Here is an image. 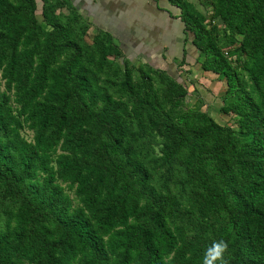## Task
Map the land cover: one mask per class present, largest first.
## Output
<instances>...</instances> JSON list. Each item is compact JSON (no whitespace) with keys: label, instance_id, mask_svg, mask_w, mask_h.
Instances as JSON below:
<instances>
[{"label":"trees","instance_id":"obj_1","mask_svg":"<svg viewBox=\"0 0 264 264\" xmlns=\"http://www.w3.org/2000/svg\"><path fill=\"white\" fill-rule=\"evenodd\" d=\"M54 1L41 0L38 25L35 0L25 6L0 0V65L8 84L22 66L23 94L14 113L0 93V264H165L171 254L170 264H200L205 248L220 238L230 244V264H264V0L207 4L228 46L241 36L227 51L218 24L205 22L189 0H168L179 9L184 40L192 34L202 70L225 80L230 93L221 111L236 115L238 125L234 131L202 113L172 127L178 146L169 147L167 158L182 149L186 166L197 163L191 176L201 187L192 197L194 235L181 238L169 223V215H183L179 202L152 183L126 137V106L97 90L92 55L72 22L55 13ZM42 49L46 57L39 56L33 74L32 57ZM118 85L122 95L132 91L127 67ZM145 91L152 106L146 81ZM24 114L33 120V141L20 136ZM72 135L81 151L56 154ZM86 209L95 211L97 224ZM213 213L222 220L218 228L207 219Z\"/></svg>","mask_w":264,"mask_h":264},{"label":"rangeland","instance_id":"obj_2","mask_svg":"<svg viewBox=\"0 0 264 264\" xmlns=\"http://www.w3.org/2000/svg\"><path fill=\"white\" fill-rule=\"evenodd\" d=\"M9 1L17 5L25 6L27 4V0ZM35 1L34 17L37 24L41 25L43 24L42 2L41 0ZM189 1L195 9L205 15V22L208 23L211 20L212 23L219 25L220 43L224 51L238 45L241 36L236 35L237 42L228 46L221 34L223 26L220 19L213 20L210 17L211 8L207 4L212 0ZM54 2L57 5L55 13L62 21L72 22L75 38L82 43L85 53L88 56L92 55L90 68L96 77L95 87L97 90L107 93L116 101H122L126 106V113L123 114L126 137L136 156L149 169L152 183L158 190L172 194L179 202L178 209L183 212V215L182 217L169 215L171 227L179 238L184 235H194L189 218L195 221L198 216L197 212L191 209L194 204L192 197L197 196V192L201 189L191 176V171L197 166V163L186 166L182 149L174 158L168 160L166 151L169 147L171 149L178 146V140L172 132V127H183L182 120L190 124L194 120H198L202 113L220 125L228 126L234 131L238 129L237 116L231 112L221 111L224 98L230 93L225 92L226 82L222 75L202 70L200 67L202 55L195 47H191L192 34H188L187 39L184 40L183 30L179 28V24H172L170 28H167L165 19H162L161 31L166 39L164 43L169 41L170 44L167 42L164 46L158 45L156 49L145 51V46L136 45L139 38L136 30L132 31L134 34L132 36L128 34V31L102 29L107 26L110 29V25L116 24V20L110 14L102 12L92 14V0H56ZM170 15L172 16L171 13ZM24 16L28 20L27 15ZM117 22L118 27L125 26L121 25V21L117 20ZM28 23L31 25V21L28 20ZM146 28H150V26ZM100 29L109 32L110 36L99 32ZM143 30L141 33L148 31L149 39L146 42L152 41L155 37L154 31ZM160 43L162 42L160 41ZM180 46L185 48L184 59ZM20 49L26 48L21 46ZM42 50L32 57L33 74L38 71L39 56L46 57L44 53L46 51ZM229 58L232 64L236 63L235 55ZM100 64H102L101 68H99ZM125 67L131 73L132 91L122 95L118 84L123 78ZM4 68H6L5 63L0 65V93L8 95L9 104L13 112L16 113L22 105L20 100L23 94H20L21 80L19 79L22 66L17 65L16 78L10 84L7 83L3 74ZM243 76L249 84L246 75ZM145 81L152 85V92H150L153 99L152 106L145 103ZM19 133L26 141H33L35 128L30 115L22 116V127ZM77 139L75 135L65 136L57 146L56 154L81 151ZM183 180L188 182L183 184ZM65 192L69 194L72 206H78L73 190L65 188ZM86 213L97 224L95 211L86 209ZM207 217L208 221L216 228L222 222L217 213ZM171 256L173 257V254ZM80 263V260H77V264Z\"/></svg>","mask_w":264,"mask_h":264},{"label":"crops","instance_id":"obj_3","mask_svg":"<svg viewBox=\"0 0 264 264\" xmlns=\"http://www.w3.org/2000/svg\"><path fill=\"white\" fill-rule=\"evenodd\" d=\"M100 12L108 15L110 14L116 20V24H113V26L110 25V29L108 26V28L104 27L102 29H108L109 31H128V34L132 36L134 35L132 31L136 30L139 35L136 45L142 44L143 47L145 46V51L156 49L158 45H160V47L164 46L167 42L170 44L169 41L164 43L166 39L161 31L162 19H165V26L167 28H170L172 24H179V28H181V30L183 28L182 21L180 18L176 17L179 13V9L170 4L168 0H92V14ZM117 20L121 21V25L125 26L118 27ZM145 22L147 23L145 24ZM147 26H150V28H146ZM143 29H150L154 31L155 37L152 41L150 40L149 42H146L149 39L148 31H145L146 33H141ZM181 30L180 33H182ZM160 41L162 43H160ZM191 47H194V45L191 44ZM169 48H171L170 45ZM180 50L183 52V48L181 46Z\"/></svg>","mask_w":264,"mask_h":264},{"label":"clouds","instance_id":"obj_4","mask_svg":"<svg viewBox=\"0 0 264 264\" xmlns=\"http://www.w3.org/2000/svg\"><path fill=\"white\" fill-rule=\"evenodd\" d=\"M172 256L165 259V264H170ZM200 264H230V244L227 240L220 238L212 240L201 257Z\"/></svg>","mask_w":264,"mask_h":264}]
</instances>
